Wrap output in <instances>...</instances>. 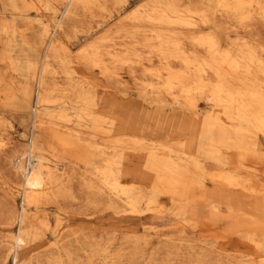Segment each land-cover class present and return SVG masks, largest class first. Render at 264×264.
Wrapping results in <instances>:
<instances>
[{"label":"bare ground","instance_id":"obj_1","mask_svg":"<svg viewBox=\"0 0 264 264\" xmlns=\"http://www.w3.org/2000/svg\"><path fill=\"white\" fill-rule=\"evenodd\" d=\"M263 25L264 0H0V108L34 109L22 149L0 115V264H264Z\"/></svg>","mask_w":264,"mask_h":264},{"label":"rangeland","instance_id":"obj_2","mask_svg":"<svg viewBox=\"0 0 264 264\" xmlns=\"http://www.w3.org/2000/svg\"><path fill=\"white\" fill-rule=\"evenodd\" d=\"M30 17L32 19H26L24 20V23H21L22 25H20L21 29L23 31H27L28 33V36L31 37V39H35L37 34L39 33V26L38 24L35 22V16L39 15L37 14L36 12H31L30 14ZM42 19L45 21V20H49L50 19V14L49 13H43V16H42ZM10 26V31L12 32L13 29H14V24H13V18L11 16H9V18L6 20ZM29 21H31V25L29 24ZM30 26H29V25ZM27 25V26H26ZM25 26V27H24ZM34 26V27H33ZM227 26H230L228 27L229 29L227 30V32L229 33V30H230V33H229V36L231 37L230 41H234L236 39H240V38H249L250 36L248 35V33L246 31H244L242 28H235L232 26L231 28V25L228 24ZM34 28V29H33ZM234 28V29H233ZM260 29L258 31H260L259 33V40L257 43H261L264 44V25L259 27ZM38 29V30H37ZM242 29V31H241ZM37 30V31H36ZM37 32V33H36ZM232 32L234 34H232ZM237 32V33H236ZM239 34V35H237ZM260 41V42H259ZM84 44V41L82 40L81 42L78 43L77 46H75V50H77L79 48V46L83 45ZM19 45L22 46L20 40H19ZM263 56H264V52H263ZM7 67H9L7 65ZM9 69V68H7ZM98 73H94L93 75V78L98 80L99 81V91H100V94H101V97H105L108 101V104L109 102L114 99V97H116L115 95H117V93H119V86L117 84H114V83H111L112 87H108L109 89L105 90V86L108 85V83H106L105 81L103 82V79H101L102 77L100 76ZM9 79L13 80V81H16V79H14V77H10V74H9ZM60 82L62 85H66L68 84V82L65 80V79H60ZM110 84V83H109ZM135 92V91H133ZM56 96V95H55ZM119 99H121L123 96L121 95H118ZM31 97H32V100L34 98V87H32L31 89ZM136 100L137 98L134 97ZM32 105H33V101H32ZM199 107L203 110V111H206L208 106L205 104L204 101H200V104H199ZM57 109V106H51L50 110H55ZM206 109V110H205ZM56 111V110H55ZM134 111L137 116L139 118H144L145 119V115H143L139 109H136V110H132ZM33 112H34V109L33 107H30L29 111L26 113V114H18L15 110L13 109H10V108H6V107H1L0 108V115L1 116H4L10 123L6 126H3L2 129H1V132H3V135L4 137L6 138L7 136V140L10 142V147H17L19 149H22L24 148V146L26 145L27 143V139L25 137H22L21 136V133L24 131L25 129V124L30 127V124H31V120L33 119ZM22 117L24 120H25V124L22 123L21 121V118ZM145 123L146 125L149 127V128H156V125L154 122L152 121H149L148 119H145ZM152 123V124H151ZM6 127V128H5ZM6 133H5V132ZM202 134H200L201 136ZM9 136V137H8ZM10 138V139H9ZM153 140H171L173 138V135L171 133H169L168 131H163L161 134L159 135H153L151 137ZM203 140V142L205 141V139H203V136L201 138ZM9 151V147L6 149ZM1 169L2 171L7 174L8 173V170L10 168V164L7 163V162H4L2 161L1 162ZM260 169V173L262 174L263 172V177H264V170H261V169H264V166H261ZM0 195H1V190H0ZM20 203H21V200L19 198V196H17V199L15 201V204L16 206H20ZM77 208V207H75ZM45 209L47 212H49L51 214V216L53 217L52 218V221L53 223H56L58 220H57V216L60 215V218L59 219H62V226H64V229H68V228H79V227H95L97 226L98 228H101L103 225H106V228H111V226L113 224L115 225H122V222L120 223H113L112 221H109L107 220V217H103V218H100V219H82V218H79L77 220H69L67 218H64L65 216L60 212L58 211L56 208L54 207H48V208H43ZM56 216V217H54ZM178 218H170L169 216L166 217L165 219H156V218H153V217H146L144 220H141V221H132L130 222L132 225H136L138 226L139 228H143L142 225L144 222L148 223L149 225H153V226H156L158 229H166L167 227L173 225V224H176L178 223ZM91 223V224H89ZM89 226H88V225ZM94 226H93V225ZM92 225V226H91ZM17 227L16 225H13L11 227H2L0 228V231L2 234H9V233H14L17 231ZM60 236V233H58V231H56L55 233H51L50 234V237L49 239L46 241V243H48L49 241H52V240H56L58 237ZM208 236V235H207ZM201 237H205V236H201ZM208 238V237H207ZM234 241V245H232V247L234 246H237L238 245V242L235 238L231 239ZM45 243V244H46ZM44 244V245H45ZM43 244H40L38 245L39 247H42L44 246ZM38 247V248H39Z\"/></svg>","mask_w":264,"mask_h":264},{"label":"crops","instance_id":"obj_3","mask_svg":"<svg viewBox=\"0 0 264 264\" xmlns=\"http://www.w3.org/2000/svg\"><path fill=\"white\" fill-rule=\"evenodd\" d=\"M9 98H12V94L11 93H9Z\"/></svg>","mask_w":264,"mask_h":264}]
</instances>
